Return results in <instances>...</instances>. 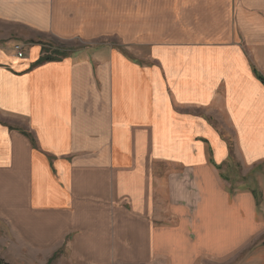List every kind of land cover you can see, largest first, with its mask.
<instances>
[{
    "label": "crops",
    "instance_id": "crops-1",
    "mask_svg": "<svg viewBox=\"0 0 264 264\" xmlns=\"http://www.w3.org/2000/svg\"><path fill=\"white\" fill-rule=\"evenodd\" d=\"M0 25L30 45L0 48V256L264 264V185H226L196 115L264 181V0H0Z\"/></svg>",
    "mask_w": 264,
    "mask_h": 264
},
{
    "label": "rangeland",
    "instance_id": "rangeland-1",
    "mask_svg": "<svg viewBox=\"0 0 264 264\" xmlns=\"http://www.w3.org/2000/svg\"><path fill=\"white\" fill-rule=\"evenodd\" d=\"M12 31V28L5 27L0 25V48L4 50L7 54L10 56H15V45L20 43L25 45V53L26 56L27 51L30 49V45H28L27 42L22 41L21 39H15L12 37L7 36L9 32ZM102 42L104 40H101ZM111 43H115L116 45H119L118 40L111 39ZM118 41V42H117ZM74 44L73 46H67L69 49L75 48V46H81V41H77L76 43H70ZM94 44V43H92ZM49 48V47H48ZM49 50L54 51L53 49L49 48ZM60 51H63L60 49ZM67 52V51H66ZM70 53V51H69ZM134 56V54H133ZM140 56L138 55V58ZM197 117V123L200 125L202 123L204 127L209 126L216 136L219 137V139L225 140L226 143H228L229 147V156L223 162L222 165L217 166L218 170H220V175L224 178L226 185L230 186L232 188H250V189H263L264 181H258V178L260 175L256 174L255 171H253V167L246 166L245 171H243V167L241 165V162L236 157V139L235 134L232 132L231 123L226 119H217L214 117H206L204 112H201L199 110L196 111ZM209 115V114H208ZM224 124V125H223ZM228 127V128H226ZM201 138L200 133H196L195 139L199 140ZM167 169V167H165ZM242 256V255H241ZM1 257L4 258L6 261H8L11 264H32V260L29 256H20L14 251H2ZM239 260V257L236 259ZM236 260L234 262H236ZM233 260L230 262V264H234ZM37 264V263H33ZM41 264V263H38ZM48 264H54V262H48ZM56 264V263H55Z\"/></svg>",
    "mask_w": 264,
    "mask_h": 264
},
{
    "label": "trees",
    "instance_id": "trees-1",
    "mask_svg": "<svg viewBox=\"0 0 264 264\" xmlns=\"http://www.w3.org/2000/svg\"><path fill=\"white\" fill-rule=\"evenodd\" d=\"M66 55V51H60V50H54L51 51L47 47L42 48V55L39 57V59L35 62L36 65H39L43 62L51 61V60H56L60 56ZM259 79L262 81L264 84V77L259 75ZM0 264H11L8 261H6L4 258L0 256Z\"/></svg>",
    "mask_w": 264,
    "mask_h": 264
},
{
    "label": "built area",
    "instance_id": "built-area-1",
    "mask_svg": "<svg viewBox=\"0 0 264 264\" xmlns=\"http://www.w3.org/2000/svg\"><path fill=\"white\" fill-rule=\"evenodd\" d=\"M14 50L16 53V58L24 59L26 57L24 44H20V43L16 44Z\"/></svg>",
    "mask_w": 264,
    "mask_h": 264
}]
</instances>
